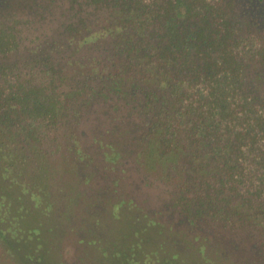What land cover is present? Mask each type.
Returning <instances> with one entry per match:
<instances>
[{
    "label": "trees",
    "instance_id": "obj_1",
    "mask_svg": "<svg viewBox=\"0 0 264 264\" xmlns=\"http://www.w3.org/2000/svg\"><path fill=\"white\" fill-rule=\"evenodd\" d=\"M86 135L171 177L175 225L208 229L171 232V257L264 264V0H0V178L19 207L24 166L89 161Z\"/></svg>",
    "mask_w": 264,
    "mask_h": 264
},
{
    "label": "rangeland",
    "instance_id": "obj_2",
    "mask_svg": "<svg viewBox=\"0 0 264 264\" xmlns=\"http://www.w3.org/2000/svg\"><path fill=\"white\" fill-rule=\"evenodd\" d=\"M92 114L87 116L92 118ZM88 121L83 114L80 127L90 129ZM88 136L79 138L89 142L85 151L89 161L75 156L64 161L65 153L56 148L45 153L47 165L37 172L24 166L17 188L20 203L29 211L18 206L14 183L7 187L13 190L10 195L3 184L6 177L0 178V264L248 263L240 259L248 255L245 250L240 253V248L230 247L225 248L230 260L201 261L186 243L187 248L178 247L180 255L171 257V232L188 239L196 230L174 223L171 177L158 178L154 171L145 172L130 160L126 162L128 151L126 158L109 163ZM13 169L8 167L11 174L18 170ZM142 222L149 225L142 229ZM31 227L37 231H28ZM215 233L218 238L240 235L228 230Z\"/></svg>",
    "mask_w": 264,
    "mask_h": 264
}]
</instances>
